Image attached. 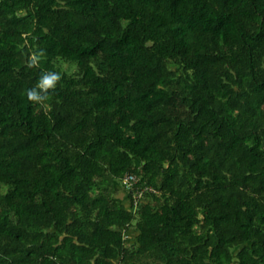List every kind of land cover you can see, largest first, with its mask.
I'll return each mask as SVG.
<instances>
[{
  "label": "trees",
  "instance_id": "obj_1",
  "mask_svg": "<svg viewBox=\"0 0 264 264\" xmlns=\"http://www.w3.org/2000/svg\"><path fill=\"white\" fill-rule=\"evenodd\" d=\"M0 264H264V0H0Z\"/></svg>",
  "mask_w": 264,
  "mask_h": 264
},
{
  "label": "clouds",
  "instance_id": "obj_2",
  "mask_svg": "<svg viewBox=\"0 0 264 264\" xmlns=\"http://www.w3.org/2000/svg\"><path fill=\"white\" fill-rule=\"evenodd\" d=\"M59 73H48L44 75L39 81L37 87L40 88L43 92H47L49 89H54L56 83L60 80ZM27 99L32 102H42L47 99V96H41L37 93L36 89H30L27 92Z\"/></svg>",
  "mask_w": 264,
  "mask_h": 264
},
{
  "label": "built area",
  "instance_id": "obj_3",
  "mask_svg": "<svg viewBox=\"0 0 264 264\" xmlns=\"http://www.w3.org/2000/svg\"><path fill=\"white\" fill-rule=\"evenodd\" d=\"M134 177L131 175H126L123 178V184L126 188H128L131 185V182H133Z\"/></svg>",
  "mask_w": 264,
  "mask_h": 264
},
{
  "label": "rangeland",
  "instance_id": "obj_4",
  "mask_svg": "<svg viewBox=\"0 0 264 264\" xmlns=\"http://www.w3.org/2000/svg\"><path fill=\"white\" fill-rule=\"evenodd\" d=\"M116 198H119L123 202L127 203V201H126V195H125V193H123L122 190L118 194H116ZM134 235L135 234L133 233L132 236H134Z\"/></svg>",
  "mask_w": 264,
  "mask_h": 264
}]
</instances>
